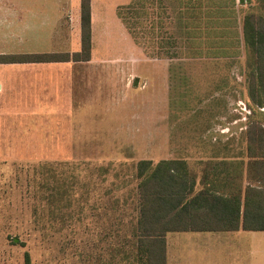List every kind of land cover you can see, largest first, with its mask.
Wrapping results in <instances>:
<instances>
[{
	"label": "rangeland",
	"instance_id": "obj_1",
	"mask_svg": "<svg viewBox=\"0 0 264 264\" xmlns=\"http://www.w3.org/2000/svg\"><path fill=\"white\" fill-rule=\"evenodd\" d=\"M237 6L240 31L246 6ZM93 9L90 62L67 68L78 82L48 100L23 99L17 131H0V264H27L25 252L29 264H136L142 159L185 160L194 192L264 187L246 145L264 107L248 104L243 46L231 58L185 57L178 0H94ZM43 40L26 48L54 50ZM79 49L66 35L65 52ZM41 106L49 116L30 115ZM239 233L264 236L170 232L167 240Z\"/></svg>",
	"mask_w": 264,
	"mask_h": 264
},
{
	"label": "trees",
	"instance_id": "obj_2",
	"mask_svg": "<svg viewBox=\"0 0 264 264\" xmlns=\"http://www.w3.org/2000/svg\"><path fill=\"white\" fill-rule=\"evenodd\" d=\"M240 4L243 0H239ZM178 14L188 58H231L249 55L247 100L264 107V0H248L237 29L236 0H178ZM91 54V0H80V49L0 55L4 63L87 61ZM254 111V109H253ZM260 113V112H259ZM248 157L256 167L255 181L264 186V124L246 131ZM251 163V165H252ZM230 175V174H229ZM137 215L133 231L136 264H166L165 236L177 231H264V187L219 192L215 183L194 192L183 159H149L136 164ZM227 180L221 182L225 188ZM29 264L28 252H25Z\"/></svg>",
	"mask_w": 264,
	"mask_h": 264
},
{
	"label": "crops",
	"instance_id": "obj_3",
	"mask_svg": "<svg viewBox=\"0 0 264 264\" xmlns=\"http://www.w3.org/2000/svg\"><path fill=\"white\" fill-rule=\"evenodd\" d=\"M237 0V5H247L248 0ZM94 0H91V34L94 19ZM65 21L67 27L65 28ZM78 37L80 42V0H0V55L65 52V36ZM54 45V50H41L39 43ZM36 45V46H34ZM77 62L4 63L0 62V131L16 132V118L22 116V100H48L54 90L65 91V83L78 82L71 76L72 64ZM66 68V70H65ZM67 71V72H66ZM80 82V81H79ZM84 82V81H83ZM69 89V86H68ZM96 90V88H95ZM111 95V94H110ZM39 107L38 103H35ZM41 106V112H32L35 117L49 116ZM52 115V113H51ZM3 126V127H2ZM13 134L7 142L18 140ZM14 147V143L4 144ZM247 231L237 229L225 232ZM217 232V231H177ZM256 232V231H250ZM170 233V232H169ZM168 234V233H167ZM165 236L166 264H264V236L262 235H184L174 236L171 241Z\"/></svg>",
	"mask_w": 264,
	"mask_h": 264
}]
</instances>
